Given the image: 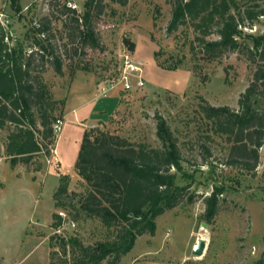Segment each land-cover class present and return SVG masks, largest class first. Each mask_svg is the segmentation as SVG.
Listing matches in <instances>:
<instances>
[{
	"label": "rangeland",
	"instance_id": "rangeland-1",
	"mask_svg": "<svg viewBox=\"0 0 264 264\" xmlns=\"http://www.w3.org/2000/svg\"><path fill=\"white\" fill-rule=\"evenodd\" d=\"M16 2L20 11L11 0H0V13L9 20L6 42L10 47L21 42L27 55L37 52L32 29L46 24L49 30L38 37L48 39L52 59L61 61L59 73L40 55L34 58L33 76L40 77L56 102L54 109L47 107L53 117L64 122L61 102L66 101L78 75L86 76L96 81L101 94L115 91L119 99L106 121L88 130L101 128L158 149L157 126L163 119L177 139L184 171L177 183L188 188L184 201L160 216L155 234L138 237L132 251L117 264H264V147L255 172L228 165L231 143L202 112L207 103L238 110L256 63L240 52L207 59L199 40H219L217 27L204 35L188 23L170 33L173 7L165 0H130L125 6L106 0L103 14L93 22L97 48L83 45L72 13L64 10L65 0ZM76 2L77 16H82L86 0ZM251 2L239 1L240 11ZM259 5L264 8V2ZM246 24L245 35L264 34V17L253 26ZM127 59L142 69L129 76L131 90L121 83ZM139 77L143 87L137 86ZM83 87L77 83L75 88L78 92ZM36 119L42 132L38 113ZM16 129L10 123L0 129V264H75L78 254L69 244L63 247L62 240L78 238L85 246H96L112 239V231L84 215L76 220L70 208L55 207L54 194L62 175L70 177L69 195L76 194L74 203L85 194L76 169L64 171L56 160L61 133H54L49 154L44 148L30 164L14 165L6 146ZM37 137L42 141L41 133ZM222 187L225 191L218 195L217 214L206 217V199ZM55 213L64 221L59 230L53 227ZM200 239L207 247L202 257H196L193 249Z\"/></svg>",
	"mask_w": 264,
	"mask_h": 264
},
{
	"label": "trees",
	"instance_id": "trees-1",
	"mask_svg": "<svg viewBox=\"0 0 264 264\" xmlns=\"http://www.w3.org/2000/svg\"><path fill=\"white\" fill-rule=\"evenodd\" d=\"M13 7L20 11L16 0ZM106 0H86L85 12L68 6L65 12L73 15L76 31L84 46H99L93 22L105 9ZM125 6L130 0H110ZM173 7L172 19L168 27L170 33L191 23L194 28L207 35L217 27L219 40L200 39V47L207 59H218L226 52H240L250 62L256 63V70L249 87L239 100V109L230 107L202 106L206 119L211 121L215 131L231 143L228 165L244 169L249 173L259 165L260 150L264 147V34L253 37L244 34L243 28L255 25L264 17V8L259 5L264 0H252L244 12L239 9L242 0H165ZM34 46L37 52L27 55L24 45L18 42L14 47L6 42L9 35L0 27V129L8 123L16 130L8 137L7 156L14 165L30 164L33 158L53 144V125L59 120L51 114L56 102L52 101L48 87L33 76L35 55L54 64L59 73L61 61L54 58L48 39L38 35L46 33V24L34 27ZM247 39L253 42L249 44ZM193 50L194 47H192ZM47 54L49 57L45 56ZM65 104V102H61ZM51 106V110L48 108ZM48 107V108H47ZM36 113L40 118V132ZM41 133L42 141L37 135ZM157 136L161 148H153L146 143H132L122 136L101 128L87 130L81 144L75 169L85 185V194L74 203L69 195L70 177L62 175L60 185L54 194L55 207L70 208L75 219L81 215L99 221L113 238L99 242L96 246H85L78 238L67 243L78 254L75 264H102L110 261L117 264L129 254L138 237L154 235L156 220L178 207L185 198L188 188L178 186V178L183 174L182 155L178 142L167 123L160 119ZM1 156V152H0ZM217 188L216 193L206 199V217L213 218L218 211L219 194L225 191ZM195 196L191 197V200ZM65 200V201H64ZM69 201L68 202L66 201ZM55 230L64 221L60 214L53 215Z\"/></svg>",
	"mask_w": 264,
	"mask_h": 264
},
{
	"label": "crops",
	"instance_id": "crops-1",
	"mask_svg": "<svg viewBox=\"0 0 264 264\" xmlns=\"http://www.w3.org/2000/svg\"><path fill=\"white\" fill-rule=\"evenodd\" d=\"M80 83L82 91L77 92ZM79 85V84H78ZM118 93L101 94L93 79L78 75L65 101L64 125L55 149L62 170L75 168L85 132L106 118L118 106Z\"/></svg>",
	"mask_w": 264,
	"mask_h": 264
},
{
	"label": "built area",
	"instance_id": "built-area-1",
	"mask_svg": "<svg viewBox=\"0 0 264 264\" xmlns=\"http://www.w3.org/2000/svg\"><path fill=\"white\" fill-rule=\"evenodd\" d=\"M66 5L71 8L72 10L79 11L78 5L76 0H65ZM9 26V20L7 16L4 13H0V27L3 28L4 30L7 29ZM142 69L135 66L129 59L125 60L123 64V74H122V80L121 83L124 85L125 90H131L133 89L129 76H132L133 73H141ZM137 86L138 87H143L144 86V81L142 77H139L137 79ZM64 122L62 120H58L54 125H53V130L55 134H59L62 132Z\"/></svg>",
	"mask_w": 264,
	"mask_h": 264
},
{
	"label": "water",
	"instance_id": "water-1",
	"mask_svg": "<svg viewBox=\"0 0 264 264\" xmlns=\"http://www.w3.org/2000/svg\"><path fill=\"white\" fill-rule=\"evenodd\" d=\"M207 243L204 239L198 240L197 244L194 246L193 255L196 257H202L206 250Z\"/></svg>",
	"mask_w": 264,
	"mask_h": 264
}]
</instances>
